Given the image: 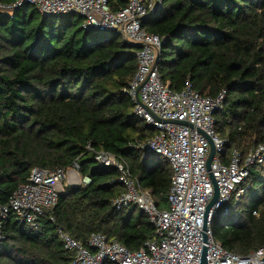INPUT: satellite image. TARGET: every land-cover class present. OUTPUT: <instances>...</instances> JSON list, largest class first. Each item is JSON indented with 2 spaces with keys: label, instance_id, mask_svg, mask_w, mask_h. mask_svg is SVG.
Returning a JSON list of instances; mask_svg holds the SVG:
<instances>
[{
  "label": "trees",
  "instance_id": "obj_1",
  "mask_svg": "<svg viewBox=\"0 0 264 264\" xmlns=\"http://www.w3.org/2000/svg\"><path fill=\"white\" fill-rule=\"evenodd\" d=\"M15 1L0 0L10 7L0 9V204L33 167L76 163L81 181L63 185L36 228L12 212L3 219L0 264H69L73 253L57 229L83 243L100 232L136 251L155 225L135 205L114 203L124 191L119 170L95 156L113 155L158 209H169V166L137 147L154 134L127 93L138 47L111 31L82 29L77 14L43 16L30 4L12 7ZM127 1L107 4L116 11ZM141 24L163 40L157 68L170 89L188 80L203 96L224 90L214 112L224 162L233 148L246 154L264 143V0H162ZM244 186V196L210 222L213 239L237 254L264 246V165L249 168Z\"/></svg>",
  "mask_w": 264,
  "mask_h": 264
},
{
  "label": "built area",
  "instance_id": "obj_2",
  "mask_svg": "<svg viewBox=\"0 0 264 264\" xmlns=\"http://www.w3.org/2000/svg\"><path fill=\"white\" fill-rule=\"evenodd\" d=\"M22 4L34 6L43 16L77 14L82 19V29L111 31L134 45H141L127 93L134 114L151 126L154 134L137 147L144 155L151 152L159 155L170 168L169 209L161 210L156 207L151 192L138 186L125 164L108 152H97L98 163L115 166L124 184V191L114 203L133 204L144 212L155 225V235L143 247L131 251L100 232L91 233L83 243L57 229L64 247L73 253L69 264H199L203 246L207 264H264V246L247 254L233 253L216 242L210 231L212 217L225 213L227 203L236 204L244 196L249 168L264 165V143L252 146L246 154L233 148L224 162L221 152L226 140L216 133L214 118L215 110L222 106L224 90L210 97L196 92L188 80L179 90H172L163 82L157 68L163 40L141 24L144 17L161 7L162 0H128L116 11L110 9L107 0H16L12 7ZM0 9L10 13L9 6L0 5ZM210 141L215 151L207 169ZM77 167L76 163L66 169L33 167L26 182L13 191L7 203L0 204V239L3 219L10 212L36 228L43 211L56 203L64 181L67 184L81 181ZM212 179L218 195L203 230L205 207L214 194ZM83 181L88 182V178Z\"/></svg>",
  "mask_w": 264,
  "mask_h": 264
},
{
  "label": "water",
  "instance_id": "obj_3",
  "mask_svg": "<svg viewBox=\"0 0 264 264\" xmlns=\"http://www.w3.org/2000/svg\"><path fill=\"white\" fill-rule=\"evenodd\" d=\"M154 12V11H153ZM150 13L148 15H151L153 14ZM138 48H140V44H135ZM214 146H213V143L210 141V149H209V153L207 155V158H206V167L207 169H209L210 167V162H211V159L214 155ZM210 177H211V173L209 174ZM212 182H213V186H214V194L211 198V200L209 201V203L207 204V206L205 207V211H204V215H203V230L206 229V226H207V215H208V212H209V209L210 207L213 205V203L216 201L217 199V195H218V190H217V186H216V183L215 181L212 179ZM203 239L205 240V234L203 233ZM262 259H264V257H262ZM199 264H207V261H206V247L203 246L202 247V252H201V255H200V260H199Z\"/></svg>",
  "mask_w": 264,
  "mask_h": 264
},
{
  "label": "rangeland",
  "instance_id": "obj_4",
  "mask_svg": "<svg viewBox=\"0 0 264 264\" xmlns=\"http://www.w3.org/2000/svg\"><path fill=\"white\" fill-rule=\"evenodd\" d=\"M75 181H76V180H75ZM64 182H65V184H67V180H65ZM137 212H138V211H137Z\"/></svg>",
  "mask_w": 264,
  "mask_h": 264
}]
</instances>
